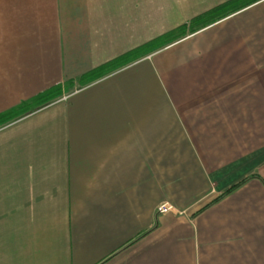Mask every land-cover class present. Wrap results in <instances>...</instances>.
Instances as JSON below:
<instances>
[{
    "label": "crops",
    "instance_id": "0c3cea01",
    "mask_svg": "<svg viewBox=\"0 0 264 264\" xmlns=\"http://www.w3.org/2000/svg\"><path fill=\"white\" fill-rule=\"evenodd\" d=\"M247 2L0 0V264H264Z\"/></svg>",
    "mask_w": 264,
    "mask_h": 264
},
{
    "label": "trees",
    "instance_id": "16d2710c",
    "mask_svg": "<svg viewBox=\"0 0 264 264\" xmlns=\"http://www.w3.org/2000/svg\"><path fill=\"white\" fill-rule=\"evenodd\" d=\"M253 1H256V0H250V1L248 0V2L246 4H249V2H253ZM237 8H240V7H236L235 9H237ZM205 17H208V15H205ZM184 33H185V28H181V32L178 33V34H176V33L175 34H171L169 36H165V37H162L160 39H157L155 41H152V42L148 43L145 46L144 50L147 53H149L151 51H154L156 49H159V48L165 46L166 44H168V43L176 40L179 35L184 34ZM123 63H124V59L121 60V61H117V63L114 66L122 65ZM10 118L11 117H7L6 119H4V118L1 119L0 120V125L3 124L4 122L8 121Z\"/></svg>",
    "mask_w": 264,
    "mask_h": 264
},
{
    "label": "built area",
    "instance_id": "2783aa9c",
    "mask_svg": "<svg viewBox=\"0 0 264 264\" xmlns=\"http://www.w3.org/2000/svg\"><path fill=\"white\" fill-rule=\"evenodd\" d=\"M167 211H169V207L165 204L160 205L157 209V213H165Z\"/></svg>",
    "mask_w": 264,
    "mask_h": 264
}]
</instances>
